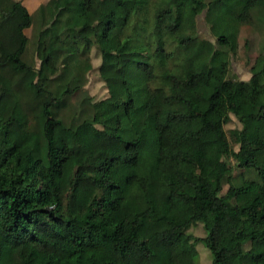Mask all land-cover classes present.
I'll return each mask as SVG.
<instances>
[{
	"label": "trees",
	"instance_id": "1",
	"mask_svg": "<svg viewBox=\"0 0 264 264\" xmlns=\"http://www.w3.org/2000/svg\"><path fill=\"white\" fill-rule=\"evenodd\" d=\"M244 25L264 0H0V264H196L199 241L264 264V52L227 77ZM93 47L106 94L74 110Z\"/></svg>",
	"mask_w": 264,
	"mask_h": 264
},
{
	"label": "rangeland",
	"instance_id": "2",
	"mask_svg": "<svg viewBox=\"0 0 264 264\" xmlns=\"http://www.w3.org/2000/svg\"><path fill=\"white\" fill-rule=\"evenodd\" d=\"M22 4L29 10L32 15H35V6L38 4L44 3L46 0H20ZM41 2V3H40ZM35 8V9H34ZM33 21L32 25L26 29H24L25 35L28 37L29 43L27 45L25 51V58L30 60L34 66L38 65L37 59H35L33 55V46H34V34L38 25L32 16ZM197 35L200 38H206L213 42V37L210 35L208 27L204 20V13H200L196 16L195 19ZM260 43H262L261 47H264V26L254 28L249 25H244L239 28L238 36H237V50L236 53L230 55L229 57V65H228V73L227 77L230 79H238V80H247L249 77L248 67L253 63V60L257 53L263 51L260 47ZM90 51V63L91 69L88 73H86V81L80 90L76 92L71 98V109L74 107V110L77 106L80 105L79 100L83 95H88L91 98L99 99L105 96V88L101 80L98 78V74L96 71V65L98 63L97 52L94 50V47L91 48ZM238 127V123L235 121L233 117H231L230 122L225 125V130L227 131L230 128ZM237 172L238 170H234ZM190 214V204H185L179 209L178 216L174 218V221H180L184 217ZM189 233H192L196 236H203V231L200 225H194L193 227L188 228ZM196 249V264H211V254L203 245L202 242H197L195 244Z\"/></svg>",
	"mask_w": 264,
	"mask_h": 264
},
{
	"label": "crops",
	"instance_id": "3",
	"mask_svg": "<svg viewBox=\"0 0 264 264\" xmlns=\"http://www.w3.org/2000/svg\"><path fill=\"white\" fill-rule=\"evenodd\" d=\"M40 3H41V2H40ZM38 5H39V4H38ZM38 5H36L35 8H36ZM35 8H34V9H35ZM27 11L30 12L29 10H27ZM30 13H31V12H30Z\"/></svg>",
	"mask_w": 264,
	"mask_h": 264
},
{
	"label": "clouds",
	"instance_id": "4",
	"mask_svg": "<svg viewBox=\"0 0 264 264\" xmlns=\"http://www.w3.org/2000/svg\"><path fill=\"white\" fill-rule=\"evenodd\" d=\"M26 8V7H25ZM30 13V12H29Z\"/></svg>",
	"mask_w": 264,
	"mask_h": 264
}]
</instances>
